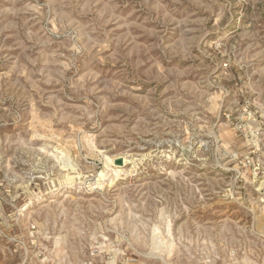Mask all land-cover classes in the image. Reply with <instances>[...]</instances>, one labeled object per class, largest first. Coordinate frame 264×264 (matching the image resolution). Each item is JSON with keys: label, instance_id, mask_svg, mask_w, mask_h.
Instances as JSON below:
<instances>
[{"label": "rangeland", "instance_id": "obj_1", "mask_svg": "<svg viewBox=\"0 0 264 264\" xmlns=\"http://www.w3.org/2000/svg\"><path fill=\"white\" fill-rule=\"evenodd\" d=\"M0 264H264V0H0Z\"/></svg>", "mask_w": 264, "mask_h": 264}, {"label": "water", "instance_id": "obj_2", "mask_svg": "<svg viewBox=\"0 0 264 264\" xmlns=\"http://www.w3.org/2000/svg\"><path fill=\"white\" fill-rule=\"evenodd\" d=\"M115 165H117V166H123V165H124V162H123L122 159H117V160L115 161Z\"/></svg>", "mask_w": 264, "mask_h": 264}]
</instances>
